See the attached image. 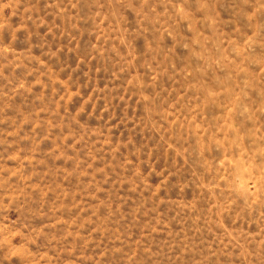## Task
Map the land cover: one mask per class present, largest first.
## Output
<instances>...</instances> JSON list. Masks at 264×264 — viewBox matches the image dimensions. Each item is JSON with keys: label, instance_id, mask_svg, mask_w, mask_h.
Returning a JSON list of instances; mask_svg holds the SVG:
<instances>
[{"label": "rangeland", "instance_id": "rangeland-1", "mask_svg": "<svg viewBox=\"0 0 264 264\" xmlns=\"http://www.w3.org/2000/svg\"><path fill=\"white\" fill-rule=\"evenodd\" d=\"M0 264H264V0H0Z\"/></svg>", "mask_w": 264, "mask_h": 264}]
</instances>
